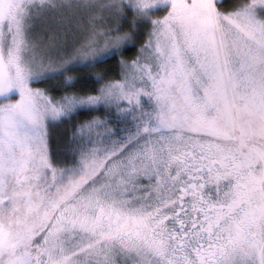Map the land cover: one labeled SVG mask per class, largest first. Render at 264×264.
I'll list each match as a JSON object with an SVG mask.
<instances>
[{"label": "snow or ice", "instance_id": "6c2138e0", "mask_svg": "<svg viewBox=\"0 0 264 264\" xmlns=\"http://www.w3.org/2000/svg\"><path fill=\"white\" fill-rule=\"evenodd\" d=\"M0 264H264V0H0Z\"/></svg>", "mask_w": 264, "mask_h": 264}]
</instances>
